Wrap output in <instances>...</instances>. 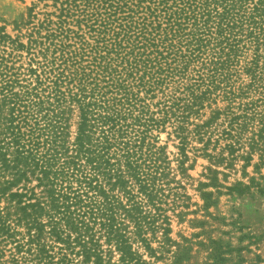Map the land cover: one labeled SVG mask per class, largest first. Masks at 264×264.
<instances>
[{"label":"trees","instance_id":"obj_1","mask_svg":"<svg viewBox=\"0 0 264 264\" xmlns=\"http://www.w3.org/2000/svg\"><path fill=\"white\" fill-rule=\"evenodd\" d=\"M37 1L52 11L15 38L0 26V264H187L159 134L181 174L191 141L216 168L264 167V0ZM208 170L201 189L254 183Z\"/></svg>","mask_w":264,"mask_h":264},{"label":"rangeland","instance_id":"obj_2","mask_svg":"<svg viewBox=\"0 0 264 264\" xmlns=\"http://www.w3.org/2000/svg\"><path fill=\"white\" fill-rule=\"evenodd\" d=\"M44 4L37 0H0V26L5 28L7 35L15 38L20 34L16 24L27 20L30 8L35 7L33 14L52 11L51 8L44 9ZM47 4L50 5V2ZM25 31L21 27L20 32L25 34ZM21 40L26 42L25 38ZM76 115L75 112L70 120L72 136L76 131ZM159 138L158 145L166 148L171 168L181 185L178 190L179 206L168 215L171 219V239L177 243H184L182 240L186 239L188 243L184 244L190 245L191 259L187 264H204L207 261L210 240L220 241L219 253H223L226 259L232 258V262L226 264H264V167L258 172L252 166L244 170L243 163L237 162L230 169L216 168L203 156L201 144L191 141L185 150L186 170L181 174L177 170L181 156L177 141L166 133H160ZM209 168L219 172L217 181L222 187L232 188L238 183L248 185L251 178L254 183L250 184V191L242 195L224 188L201 189L200 184H209V179L213 177ZM201 192L213 193L212 206L205 207ZM153 247L156 245L153 244ZM156 264H170V260Z\"/></svg>","mask_w":264,"mask_h":264}]
</instances>
